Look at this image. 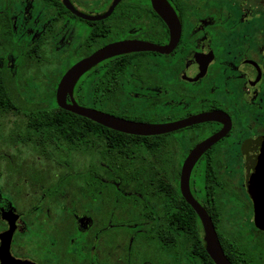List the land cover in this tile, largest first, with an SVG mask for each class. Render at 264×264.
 <instances>
[{
  "label": "flooded vegetation",
  "instance_id": "obj_1",
  "mask_svg": "<svg viewBox=\"0 0 264 264\" xmlns=\"http://www.w3.org/2000/svg\"><path fill=\"white\" fill-rule=\"evenodd\" d=\"M115 1L69 0L92 18ZM167 1L181 35L163 54L154 49L169 46L172 34L152 0H121L97 20L73 13L63 0H0V74L15 105L0 110V135L13 152L4 154L0 145V235L10 229V214L13 258L214 263L181 181L192 152L223 133L197 159L190 191L232 264H264V0ZM124 43L151 49L101 61L78 80L67 103L145 124L214 119L156 136L88 119L95 125L68 139L65 126L50 125L45 118L71 113L57 102L66 72ZM138 182L141 189L133 188ZM21 204L27 207L18 212ZM26 243L37 260L19 257Z\"/></svg>",
  "mask_w": 264,
  "mask_h": 264
},
{
  "label": "water",
  "instance_id": "obj_2",
  "mask_svg": "<svg viewBox=\"0 0 264 264\" xmlns=\"http://www.w3.org/2000/svg\"><path fill=\"white\" fill-rule=\"evenodd\" d=\"M65 6L73 13L84 17L90 20L103 19L109 16L114 8L118 5L121 0H116L111 6L110 10L99 18H92L86 15H83L75 10V8L71 5L69 0H63ZM153 6L158 14H160L167 25L169 26L172 34V42L169 46L161 47L157 50L163 54L171 52L174 46L177 44L181 35V23L179 18L177 17L176 12L170 5L167 0H152ZM146 49H151L150 46L146 44H135V43H124V44H114L110 45L99 52L93 54L92 56L85 58L71 67L63 78L60 81L57 90V102L60 108L69 111L73 114L85 117L94 122H97L105 127L113 129L115 131L136 135V136H156L160 134H166L169 132H173L180 128H184L186 126H190L195 123H199L206 120L214 119V115H208L204 117H195L191 119H187L184 121L171 123V124H145V123H137L131 122L124 119L116 118L113 116H109L95 110L83 108L79 106L74 100L71 104L67 103V96L73 95L74 88L78 82V80L89 70H91L94 66H96L101 61L117 56L120 54L142 51ZM223 136V133L216 135L215 137L209 139L197 149H195L192 154L188 157L184 164L183 168V176L181 181V191L186 199L187 203L191 205L194 210L197 212L200 217L204 230H205V240L207 245V252L213 262L215 264H232L228 258L226 257L223 248L221 246L220 240L218 238L217 232L215 230L214 224L210 216L207 214L205 209L195 200L192 196L190 187H189V177L191 170L193 169L195 163L199 156L208 148H210L217 140H219ZM264 199V197L262 198ZM5 218L9 221L10 229L5 233L0 235L1 245H0V262L1 264H34L29 261L17 260L12 257L10 252L11 241L13 238V234L15 232V219L10 217V214L5 215Z\"/></svg>",
  "mask_w": 264,
  "mask_h": 264
},
{
  "label": "trees",
  "instance_id": "obj_3",
  "mask_svg": "<svg viewBox=\"0 0 264 264\" xmlns=\"http://www.w3.org/2000/svg\"><path fill=\"white\" fill-rule=\"evenodd\" d=\"M8 109H15V105L12 101V99L8 95L5 78L3 75L0 74V110H8ZM57 109H59L57 107ZM48 119L50 122L49 124L52 126H65L66 127V134L68 136V139H73V137L80 131L78 128L80 127H86L93 126L95 123L92 121L79 117L77 115L67 113L64 117H50L45 118V120ZM86 132L83 131V134ZM116 134H119L118 132H115ZM125 137H131L135 138L134 136H129L125 134H121ZM122 141V140H119ZM152 185H155V181L149 182ZM196 220L198 221V217L196 214H194ZM203 252L206 254L205 248H203ZM213 262V261H212ZM214 264V263H212Z\"/></svg>",
  "mask_w": 264,
  "mask_h": 264
},
{
  "label": "rangeland",
  "instance_id": "obj_4",
  "mask_svg": "<svg viewBox=\"0 0 264 264\" xmlns=\"http://www.w3.org/2000/svg\"><path fill=\"white\" fill-rule=\"evenodd\" d=\"M82 11H84V12H87V11H89L88 9H86V8H83V10ZM0 134H2L1 132H0ZM7 143H8V140H7V138L5 137V135L3 134V136H1L0 135V145L2 144V149H3V152H4V154L7 152L10 156L13 154V152H11V151H8V146H7ZM142 182H138V183H136L134 186H132L133 188H135V189H141V186H142ZM23 187L21 186V189H22ZM27 207V205L26 204H21L20 206H19V209L17 210L18 212H21L20 210H22V209H25ZM1 229H3V227H2V223H0V230ZM24 246V248H22L21 250H18V253H21V255H19V257L20 258H30V259H35V260H37L36 259V257L34 256V255H36V253L35 252H33L28 246H29V243H26V244H24L23 245Z\"/></svg>",
  "mask_w": 264,
  "mask_h": 264
}]
</instances>
